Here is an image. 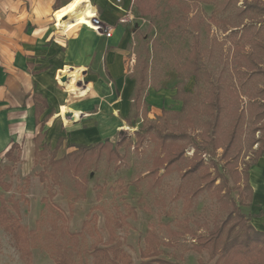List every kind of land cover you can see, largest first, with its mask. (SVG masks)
<instances>
[{"label":"rangeland","instance_id":"374dc122","mask_svg":"<svg viewBox=\"0 0 264 264\" xmlns=\"http://www.w3.org/2000/svg\"><path fill=\"white\" fill-rule=\"evenodd\" d=\"M146 1L151 8L148 15L133 0H116V4L128 6L131 2L125 15L132 18L130 23L138 25L141 19L144 25L128 48L126 63L129 71L133 69L129 76L132 78L137 77L142 61L149 63L144 93L149 105L148 120H140L136 128L127 124L108 140L116 151L109 153L110 161L104 156L93 172L83 170L77 179L60 171L62 188L49 177L42 182L40 176L53 155L61 160L75 149L57 148L58 144L52 147L42 140L39 151L44 146L47 149L37 157L34 139V163H27L22 160L23 146H15L10 157L0 164L2 169L13 170L5 177L12 185L10 191L0 187V202L7 204L8 214L24 230L21 238H28V243L19 247L15 234L0 225V264H29V257L31 264H56V253L75 264H93L91 248L96 244L110 246L111 239L118 243L121 259L127 264L156 260L217 264L220 256L215 257L212 249L221 250L225 240L217 244L216 238L228 237L232 244L240 236H254L248 230L250 223L239 219L244 220L240 213L253 211L252 201L248 200L247 173L264 139V0ZM142 38L147 42L145 48ZM193 50L202 55L210 87L206 83L198 86L193 78L180 77L178 73L179 65ZM212 87L219 88L223 96L219 112L215 101L206 99ZM180 90L199 97L201 113L191 116L194 127L184 125L182 129L187 137L183 143L188 163L181 170L160 169L158 174L153 173L157 159L164 158V140L170 139L163 138L158 130L171 135L173 129L169 126L175 123L169 120L166 126L162 113L181 109ZM219 113L224 117V133H220L211 154L203 150L199 154L196 143L203 145L207 136L214 139L217 135L211 126ZM242 115V144L227 156L224 151L230 133ZM143 125L149 131L146 134L139 133ZM121 141L124 144L118 146ZM198 154L213 181L209 193L195 198L194 193L184 190L183 174ZM227 160L232 170L224 171L222 165ZM83 176L89 179L85 180L86 198L74 203L69 194L78 192L76 181L83 183ZM204 186L201 183L200 187ZM50 189L55 197L47 198L45 206L43 199ZM14 201L19 203L18 212ZM52 221L58 224L55 231ZM86 222L89 226L84 230ZM32 231L36 237H32ZM71 235L80 236L73 243ZM258 262L259 259L243 258L239 264Z\"/></svg>","mask_w":264,"mask_h":264},{"label":"crops","instance_id":"0c3cea01","mask_svg":"<svg viewBox=\"0 0 264 264\" xmlns=\"http://www.w3.org/2000/svg\"><path fill=\"white\" fill-rule=\"evenodd\" d=\"M82 5L90 8L89 23L99 18L104 30L67 28ZM128 6L116 0H0V164L14 144L23 146L22 160L34 163L39 134L52 147L63 139L69 151L124 129L136 87L128 48L144 26L141 19L139 26L121 23ZM249 183L251 224L264 232V154L251 167Z\"/></svg>","mask_w":264,"mask_h":264},{"label":"trees","instance_id":"16d2710c","mask_svg":"<svg viewBox=\"0 0 264 264\" xmlns=\"http://www.w3.org/2000/svg\"><path fill=\"white\" fill-rule=\"evenodd\" d=\"M141 9L142 13L144 15H148L151 12V8L149 7V4L146 0H133ZM262 12H264V9H262ZM141 44L143 45V48L147 45L146 40L142 38ZM264 48V47H263ZM202 55L199 53H195V50L192 51L189 58L178 67V73L180 77H186L189 79H194L196 84L202 85L204 83L208 84L210 87V75L208 74L207 70L205 69L204 65L201 61ZM149 72V63L146 61H142L141 68L139 70V74L137 77H135L136 87L135 91L131 97V112L129 116L125 119V122L131 127L136 128L138 122L141 120L143 123L148 120L149 118V105L145 101V89L147 84V76ZM264 91V90H263ZM178 98L182 103V107L179 111H163L161 120L166 123V126H169V120L172 121L174 124L172 126H169L171 130L173 129V132L170 133L171 135H164L168 134L164 132L163 129L158 130L156 128V132H158L163 138H170L164 140V147L162 152L164 153L162 157L157 159V167L155 170H153V173L159 172L160 169H165L167 172L171 171L172 169H178L181 170L182 166L186 165L188 161L184 158V143L186 133H183L184 131L183 126H193L194 123L191 121V116H197L201 113L198 111V96H193L190 92L180 90L178 91ZM215 101V110L219 112L218 103L222 102L223 96L220 92L219 88L212 87V91L206 95V99ZM224 102V101H223ZM220 116L218 119H216V122L212 124V130L213 132H216V137L212 139L211 137L207 136L206 141L203 145H200L199 143L197 146V150L199 151V154L201 153L200 150H203L204 153L211 154L212 149L215 148V143L218 142L220 139V133H224L222 130V124L224 122V117L222 113H219ZM244 115V114H243ZM239 119V121L234 123L233 127V133H230L229 143L225 148L224 153L228 156L229 154H233L235 151L240 149L241 146V133L243 126V120L244 116ZM260 115V113H259ZM218 116V115H217ZM207 126H210V124H206ZM149 131H145L144 125L140 129V134H146ZM45 135L39 134L35 138V142L37 144L36 149V156L39 157L47 149V146H44L43 150L38 149V146L44 140ZM125 141V140H124ZM124 141H121L118 146H122ZM17 146L14 144L11 149L6 153L5 157H10L11 151ZM63 146V139H60L58 142L57 148H60ZM211 146V148H209ZM72 148H75L74 151L69 153L67 156H65L63 159L58 160L55 158L56 155H53L50 158V161L48 164L46 163V167L44 169V172L41 174L40 179L42 182H45L48 180V177L51 178L54 185L59 186L62 188V180L60 176V171H63V173H67L65 175H68L69 177H75L79 179V174L84 170V172H93L94 166L96 168V164H98L104 156H106L109 159L110 152L114 153L116 151V147L110 146L107 141H103L94 145H71ZM196 157L193 161L190 162V164H193L185 173L183 174L184 179V190L192 195L194 193L195 198H197L199 195L204 193H209L208 191L211 189L209 188L212 184L213 179L210 178V176L207 173V168L205 167L202 158L200 156ZM264 154V139L260 141V151L257 153L255 160L252 162L248 173H247V190L249 191V197L248 200L251 202L253 198V191L249 183V171L253 165L257 163V161L262 157ZM92 158V160H91ZM225 158V156H224ZM226 159V158H225ZM93 165V166H92ZM223 170L225 171L226 168H230L232 170V166L229 160L226 161L225 164L222 165ZM13 172L12 168L6 167L2 169L0 167V187H3L7 191H10L12 185L7 183L5 181V177L7 175H11ZM84 172L82 175H84ZM85 172V173H86ZM234 173V175H237L236 172L231 171ZM152 172H150L149 175H151ZM81 176V175H80ZM153 176V175H152ZM84 177V176H83ZM88 178L84 177L83 183L81 181H76V188L78 189V192H72L69 194V199L71 201L78 202L80 200H85L86 198V190L85 189V182ZM86 180V181H85ZM89 180V179H88ZM201 183H205L206 186L200 187ZM207 184L209 186L207 187ZM120 188V187H119ZM182 188V189H183ZM80 189H82L80 191ZM196 189V190H195ZM195 190V191H194ZM55 197V194L52 189L49 190L48 197L43 199V202L45 206L47 205L48 199L47 198H53ZM1 199V198H0ZM14 209L16 212L19 211V203L18 201L13 202ZM240 216L243 221L242 223H250V226L248 227V230L253 233V237L250 235H244L238 237L236 240L231 242V239L226 237L223 238L222 236H219L216 238L217 244H222V240H225L223 243V247L221 250L216 252L215 247L212 249L213 254L215 257L218 255L220 256L218 259L217 264H239L240 261L243 258L250 259L252 261L259 259L258 264H264V232L256 230L252 224L251 220L255 215L252 214H246V213H240ZM259 216H264V213H260ZM56 222V220H55ZM55 222H51L53 231L58 229V224ZM228 223V222H224ZM0 225L4 226V229L12 234H15V240L17 244H19V247L26 246L28 243V238L26 240H23L21 238L22 233H24V230L21 229V227H18V223H13L12 217L8 214V207L7 204L1 200L0 202ZM89 226V223H85L83 228L86 230ZM221 228V227H220ZM219 228V229H220ZM218 229V230H219ZM36 232L32 231L30 234L32 237H36L34 235ZM28 235V233H27ZM80 235H71L72 242L75 243V240H77V237ZM116 240L111 239L108 244L110 246H104L103 248L100 247L99 244L94 245L90 250V256L93 257V264H127V262L123 261L121 259L120 254V248ZM208 245L209 241H206ZM205 242V243H206ZM204 245V244H203ZM232 246V247H231ZM53 252V251H52ZM63 255L55 254V257H53L54 262L56 264H75L68 258L62 257ZM214 257V258H215ZM125 262V263H124ZM29 264H31V257H29ZM84 264H89L88 262ZM142 264H169L167 261H149Z\"/></svg>","mask_w":264,"mask_h":264},{"label":"bare ground","instance_id":"6f19581e","mask_svg":"<svg viewBox=\"0 0 264 264\" xmlns=\"http://www.w3.org/2000/svg\"><path fill=\"white\" fill-rule=\"evenodd\" d=\"M90 13V8L86 5H82L80 6L77 11L70 16V19H68L67 21V28H72L75 25L78 24H83V25H87L88 27H93L94 25L92 24V22L89 23V19H88V14ZM92 19V18H91ZM89 24V25H88ZM83 89V88H82ZM75 91V90H74ZM79 91V90H78ZM82 91V90H80ZM71 92V91H70ZM76 92V91H75ZM74 92V93H75ZM84 94V93H83ZM86 96V95H85ZM76 117V116H75ZM76 121V120H75Z\"/></svg>","mask_w":264,"mask_h":264},{"label":"built area","instance_id":"2783aa9c","mask_svg":"<svg viewBox=\"0 0 264 264\" xmlns=\"http://www.w3.org/2000/svg\"><path fill=\"white\" fill-rule=\"evenodd\" d=\"M131 19H132L131 17L126 16V17H124V18L121 20V23L124 24V23L131 22ZM91 20H92V23H93L95 29H97V30H104V26L102 25L100 19H98V18H96V17H93ZM106 36H107V37H111V33L108 32V33L106 34Z\"/></svg>","mask_w":264,"mask_h":264},{"label":"water","instance_id":"95a60500","mask_svg":"<svg viewBox=\"0 0 264 264\" xmlns=\"http://www.w3.org/2000/svg\"><path fill=\"white\" fill-rule=\"evenodd\" d=\"M63 77H61V82L64 83V79H62Z\"/></svg>","mask_w":264,"mask_h":264}]
</instances>
